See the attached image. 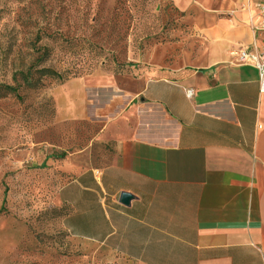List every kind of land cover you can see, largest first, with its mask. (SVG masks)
Masks as SVG:
<instances>
[{
	"label": "crops",
	"instance_id": "obj_1",
	"mask_svg": "<svg viewBox=\"0 0 264 264\" xmlns=\"http://www.w3.org/2000/svg\"><path fill=\"white\" fill-rule=\"evenodd\" d=\"M178 1L198 3L204 27L231 22L234 47L252 44L256 0ZM227 50L202 68L95 73L56 90L62 115L98 131L59 162L72 175L63 225L106 264H264V88Z\"/></svg>",
	"mask_w": 264,
	"mask_h": 264
},
{
	"label": "rangeland",
	"instance_id": "obj_2",
	"mask_svg": "<svg viewBox=\"0 0 264 264\" xmlns=\"http://www.w3.org/2000/svg\"><path fill=\"white\" fill-rule=\"evenodd\" d=\"M195 5L0 0V264H106L63 225L69 206L58 194L72 175L59 162L98 131L62 115L55 92L95 73L202 68L239 50L235 26L204 27Z\"/></svg>",
	"mask_w": 264,
	"mask_h": 264
},
{
	"label": "built area",
	"instance_id": "obj_3",
	"mask_svg": "<svg viewBox=\"0 0 264 264\" xmlns=\"http://www.w3.org/2000/svg\"><path fill=\"white\" fill-rule=\"evenodd\" d=\"M255 15L253 19L254 39L248 48H241L233 52L235 61L243 64H254L259 70L261 85L264 88V0L254 3Z\"/></svg>",
	"mask_w": 264,
	"mask_h": 264
},
{
	"label": "water",
	"instance_id": "obj_4",
	"mask_svg": "<svg viewBox=\"0 0 264 264\" xmlns=\"http://www.w3.org/2000/svg\"><path fill=\"white\" fill-rule=\"evenodd\" d=\"M133 196L131 194L128 193H122L121 194V202L128 205L130 203V201L132 200Z\"/></svg>",
	"mask_w": 264,
	"mask_h": 264
},
{
	"label": "trees",
	"instance_id": "obj_5",
	"mask_svg": "<svg viewBox=\"0 0 264 264\" xmlns=\"http://www.w3.org/2000/svg\"><path fill=\"white\" fill-rule=\"evenodd\" d=\"M66 155L63 153L61 155L55 156V158H64Z\"/></svg>",
	"mask_w": 264,
	"mask_h": 264
}]
</instances>
